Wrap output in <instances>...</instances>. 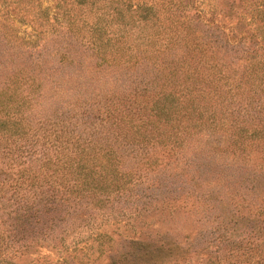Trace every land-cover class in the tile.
I'll return each mask as SVG.
<instances>
[{
  "label": "trees",
  "instance_id": "obj_1",
  "mask_svg": "<svg viewBox=\"0 0 264 264\" xmlns=\"http://www.w3.org/2000/svg\"><path fill=\"white\" fill-rule=\"evenodd\" d=\"M51 7L0 0V264H264V0ZM15 12L62 74L13 66ZM179 207L204 246L140 233Z\"/></svg>",
  "mask_w": 264,
  "mask_h": 264
},
{
  "label": "rangeland",
  "instance_id": "obj_2",
  "mask_svg": "<svg viewBox=\"0 0 264 264\" xmlns=\"http://www.w3.org/2000/svg\"><path fill=\"white\" fill-rule=\"evenodd\" d=\"M38 1L42 8H48L51 16L52 0ZM26 2L29 6H31L32 4L34 6L37 5V0H26ZM11 17L13 18V25L10 26L8 30L12 31L10 32L12 33V35H17V37L21 38L15 39L14 36H12L9 45L10 48L16 51L15 53H13V66H25V69L27 70L28 67L30 68L31 66H33L32 62L29 63V60L32 59L31 57H29V53L31 51L37 53L38 51L40 52L43 50L44 55L42 56L44 57V61H41L40 66L45 67V70L47 69L52 73L57 70V75L62 74L65 70L63 69L61 63H59V54L54 53L56 49H62L61 43L47 39L49 41H47L45 44L43 33H41L39 29H37L32 23L28 22L27 20L23 21L22 19L24 15H21L19 12H15V15H12ZM1 41L2 40L0 39V45L2 44ZM23 43L25 44V47L23 46ZM42 43L46 46L45 49H39L40 47H42ZM32 45L38 46L34 49L29 48ZM79 45V43L75 44L73 42L72 48H79ZM42 56L39 57V59L42 58ZM190 64L192 65L191 61ZM187 68L191 69L190 66H188ZM45 84L44 86L46 87V89H44V91L47 93V91H50L49 88H47V81ZM94 87L95 88L93 90V94L95 93V91L102 93L101 89H105L104 85L101 84H97ZM43 97L48 98V94H44ZM52 105H50L49 101H44L43 104L40 105L41 111L52 110ZM142 220L148 224L140 228V233L149 230L150 232L167 233L170 236L177 238H184L185 236H188V238H192L195 235H198L199 237H201V240L198 244L200 247L204 246L208 242L209 237L212 235L210 231L212 229V226L214 225L211 222H208V219H203L198 213L193 212L192 210L187 211L180 207L172 210L166 208L163 210V212L148 211L146 214H144V216H142ZM111 228H113V226H111Z\"/></svg>",
  "mask_w": 264,
  "mask_h": 264
}]
</instances>
